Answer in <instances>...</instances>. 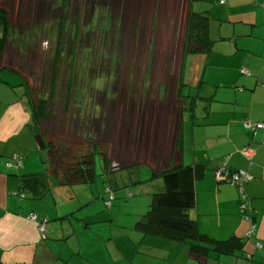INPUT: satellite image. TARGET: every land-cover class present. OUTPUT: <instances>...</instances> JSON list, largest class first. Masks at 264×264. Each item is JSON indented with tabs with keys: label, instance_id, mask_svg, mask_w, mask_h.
I'll list each match as a JSON object with an SVG mask.
<instances>
[{
	"label": "crops",
	"instance_id": "obj_1",
	"mask_svg": "<svg viewBox=\"0 0 264 264\" xmlns=\"http://www.w3.org/2000/svg\"><path fill=\"white\" fill-rule=\"evenodd\" d=\"M73 2L80 5L81 0H49L47 4L61 7ZM86 3L104 7L93 12V20L121 16L125 14L122 6L138 7V14L146 6L145 19L155 21L157 16L159 21H181L185 23L182 50L177 64H169L173 77L168 82H153H157L156 68L149 73L151 82L144 80L138 106L149 105L138 124L124 130L103 106L101 132L111 141L96 151L95 182L83 184L86 188L82 190L80 185L68 186L52 177L45 143L34 126L33 98L25 86L28 80L1 59L0 264H264L263 133L244 127V123L264 122V0H226L223 5L219 0ZM191 15L208 18L213 41L208 54L184 56ZM105 99L108 106V96ZM130 133L134 143L117 141ZM122 148L131 149L134 155L129 157ZM16 157L22 158V166ZM173 164L205 169L196 183V207L188 212L199 231L219 241L238 239L241 246L224 253L212 250L200 257L185 243L145 236L136 229L153 194L164 191L157 175ZM241 170L250 177L244 187V211L256 226L251 237V223L241 212L240 191L220 176ZM124 174L130 178L126 181L133 182L135 200L144 198L125 210L112 211L114 206L108 209L105 202L106 191L114 188L99 178ZM27 180L39 181L46 188L33 192L26 187ZM31 214L38 216V222L29 219ZM44 220L48 223L42 233L39 222Z\"/></svg>",
	"mask_w": 264,
	"mask_h": 264
},
{
	"label": "rangeland",
	"instance_id": "obj_2",
	"mask_svg": "<svg viewBox=\"0 0 264 264\" xmlns=\"http://www.w3.org/2000/svg\"><path fill=\"white\" fill-rule=\"evenodd\" d=\"M85 2L52 7L44 0H0V11L5 12L9 29L3 61L26 77L35 104L40 100L46 102L47 115L37 131L44 143L57 151L64 169L76 166L93 153L92 149L95 153L110 144L111 140L104 139L101 132L105 125L101 118L103 106L113 112L115 123H121L124 130L139 123L149 105L138 106L144 80L146 84L151 82L148 78H152L149 73L153 68L156 84L173 77L169 64H177L185 32V23L181 21H159L157 16L155 21L145 19L146 6L139 14L138 7L122 6L125 14L121 11V16L93 20V12L104 7ZM129 13L134 15H126ZM146 62H150L148 66ZM133 136L130 133L117 141L131 144ZM117 144L112 142L113 147L121 148ZM126 150L129 157L134 155L131 149L122 148L123 152ZM49 160L53 162V157L49 156ZM133 172L138 175V170ZM101 178L114 188L116 200L112 211L125 210L144 198L135 200L133 182L126 181L130 179L128 174ZM152 183L156 188L157 180ZM84 188L81 184L80 189Z\"/></svg>",
	"mask_w": 264,
	"mask_h": 264
},
{
	"label": "trees",
	"instance_id": "obj_3",
	"mask_svg": "<svg viewBox=\"0 0 264 264\" xmlns=\"http://www.w3.org/2000/svg\"><path fill=\"white\" fill-rule=\"evenodd\" d=\"M0 27L3 28V37L0 39L1 61L9 30L7 16L3 11H0ZM212 46L213 41L209 37L208 18L201 15H191L186 34L184 56L198 53L208 54L211 52ZM25 86L26 90H28L27 94L31 98L32 95L28 88L29 84L26 83ZM68 86L66 88H68ZM66 91L69 92L70 90L67 89ZM30 102L34 113V126L38 129L40 121L47 115V105L44 100H40L36 104L32 99ZM42 139L44 140V138ZM45 148L47 150L48 159L49 156L53 157V162L50 161V165L52 164V177L54 179L60 180L62 184L68 186L92 184L95 182V155L97 152L94 153V149H92L93 153L88 155L87 158H82L76 166H69L64 169L63 163L60 161L61 157L57 156V151L52 149V145L45 143ZM204 174L205 169L201 166L186 167L181 164H174L171 168L157 175L163 181L164 191L153 194L144 220L137 223L136 229L145 236H159L185 243L189 246L191 253L200 257L206 256L212 250L217 253H224L227 250H235L237 244L241 246V241L235 238L227 241H219L202 234L199 231L197 222L190 219L188 212L196 207V183L199 179L204 177ZM220 176L222 178L221 173ZM222 181L228 183L226 179L222 178ZM228 184L238 188L241 197L243 193L246 195L244 192L246 184L242 187L236 184ZM26 187L38 193H40V187L43 188V190L46 188V186H43L39 181L35 180H27ZM109 194H112L115 198L112 203L114 206L116 200L114 190L109 188L106 191V202L109 199ZM36 195L38 194L36 193ZM129 196H131V194H129ZM245 200L246 199L242 197L241 207L246 203ZM241 212L245 213V217L246 212L242 209Z\"/></svg>",
	"mask_w": 264,
	"mask_h": 264
},
{
	"label": "built area",
	"instance_id": "obj_4",
	"mask_svg": "<svg viewBox=\"0 0 264 264\" xmlns=\"http://www.w3.org/2000/svg\"><path fill=\"white\" fill-rule=\"evenodd\" d=\"M220 4H225L226 0H219ZM244 127L246 129L252 130V132L257 133L258 131H261L263 133V145H264V122H260V123H244ZM16 160L18 162L19 166H22V159L20 157H16ZM222 178L226 179L228 183L231 184H236L237 186L242 187L244 184H246L250 177L248 172L246 171H238V172H224L221 173ZM109 192V191H108ZM243 199H246V195L243 193L242 195ZM114 196L112 194H109V199L106 202V206L110 209L112 208V203L114 201ZM247 208V203L242 205V210H245ZM30 220H32L33 222H38V216L36 214H32L29 217ZM246 219L251 223V228L250 231L248 233V237H251V235L253 234V232L255 231L256 226L254 225L252 218L249 216H246ZM48 221L44 220L42 222H39V229L42 233L46 232V225H47ZM262 244L258 243L257 244V248H261ZM249 258H251L250 255H248Z\"/></svg>",
	"mask_w": 264,
	"mask_h": 264
}]
</instances>
